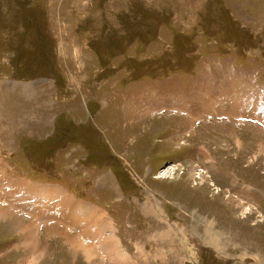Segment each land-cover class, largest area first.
<instances>
[{"label": "rangeland", "instance_id": "374dc122", "mask_svg": "<svg viewBox=\"0 0 264 264\" xmlns=\"http://www.w3.org/2000/svg\"><path fill=\"white\" fill-rule=\"evenodd\" d=\"M263 146L264 0H0V179L69 217L0 193V264H264Z\"/></svg>", "mask_w": 264, "mask_h": 264}, {"label": "bare ground", "instance_id": "6f19581e", "mask_svg": "<svg viewBox=\"0 0 264 264\" xmlns=\"http://www.w3.org/2000/svg\"><path fill=\"white\" fill-rule=\"evenodd\" d=\"M253 91V89H252ZM252 98V97H251ZM213 115V114H212ZM235 115V114H234ZM238 117V116H237ZM264 147V146H263ZM264 153V152H263ZM6 188L8 191H5V192H1L2 189ZM9 188V189H8ZM17 189V190H16ZM33 190H34V186H31L29 183L27 182H21L19 184L15 183L14 181H9L8 179H5L3 180L2 178L0 179V193H3V194H6V201L9 200V195L11 196H14V194L16 195V192L18 193L19 191H22L23 194H29L30 197L33 196ZM46 196H42V192L39 193V195L37 197L33 196V201H35V205L36 206H39L38 208L39 209V213H40V216L43 218V220H58L59 222L60 221H63V223H67L69 222V217L68 216H64L63 217V213L59 211V207L61 206H65L66 205V202H63V204L59 203L58 204V201L60 199L63 198V196L61 195L62 192L59 190V195H54V190H56L55 188H47L46 187ZM4 191V190H3ZM12 193V194H11ZM45 193V192H44ZM1 195V194H0ZM20 197V196H19ZM5 199V198H4ZM22 199V198H21ZM47 202H45V201ZM67 200V199H66ZM4 201V200H3ZM3 201H2V197L0 196V208L4 211L5 215L7 216L10 212V204H7V205H3ZM70 201V200H69ZM68 201V202H69ZM53 203L50 205V209L47 208V203ZM39 203V204H38ZM72 203V202H70ZM69 204V203H68ZM69 206V205H68ZM71 206V205H70ZM69 206V208H70ZM77 206V205H75ZM57 207V208H56ZM29 208H32L31 206H29ZM55 209L56 211H58L57 213H55ZM37 210V209H36ZM48 211V217H44L43 216V211ZM23 211V210H22ZM63 211V210H62ZM68 211V210H67ZM66 211V212H67ZM54 212V216L50 213H53ZM38 213V214H39ZM14 215V214H13ZM13 215H11L10 217H12ZM1 211H0V218L1 217H5ZM73 216V215H72ZM67 217V218H65ZM39 220V219H38ZM66 225V224H65ZM51 229V227H50ZM82 230V229H81ZM83 232V231H82ZM92 252V251H91Z\"/></svg>", "mask_w": 264, "mask_h": 264}, {"label": "crops", "instance_id": "0c3cea01", "mask_svg": "<svg viewBox=\"0 0 264 264\" xmlns=\"http://www.w3.org/2000/svg\"><path fill=\"white\" fill-rule=\"evenodd\" d=\"M93 167H94V166H93ZM86 197H87V196H86ZM86 197H85V198H86ZM88 198H89V197H88ZM91 201H92V200H91ZM92 202H94V201H92ZM91 204H92V203H91ZM92 207H93V208H91V209L88 208V209L90 210V212H91V215H92V216H91V215H89V216H91V217L94 218V211L97 212V210L94 209V206H93V205H92ZM86 210H87V209H86Z\"/></svg>", "mask_w": 264, "mask_h": 264}, {"label": "trees", "instance_id": "16d2710c", "mask_svg": "<svg viewBox=\"0 0 264 264\" xmlns=\"http://www.w3.org/2000/svg\"><path fill=\"white\" fill-rule=\"evenodd\" d=\"M105 165H107V164H105ZM118 178H120V179H121L120 175L118 176Z\"/></svg>", "mask_w": 264, "mask_h": 264}]
</instances>
